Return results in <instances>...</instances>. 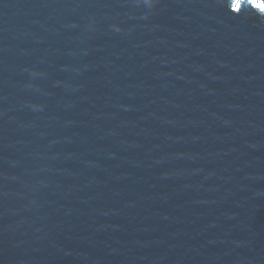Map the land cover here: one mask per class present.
Masks as SVG:
<instances>
[{
  "label": "water",
  "instance_id": "95a60500",
  "mask_svg": "<svg viewBox=\"0 0 264 264\" xmlns=\"http://www.w3.org/2000/svg\"><path fill=\"white\" fill-rule=\"evenodd\" d=\"M0 264H264V10L0 0Z\"/></svg>",
  "mask_w": 264,
  "mask_h": 264
},
{
  "label": "snow or ice",
  "instance_id": "6c2138e0",
  "mask_svg": "<svg viewBox=\"0 0 264 264\" xmlns=\"http://www.w3.org/2000/svg\"><path fill=\"white\" fill-rule=\"evenodd\" d=\"M251 3H252L256 8H259V9L264 10V3L258 2V0H251ZM235 8H236V9H239V8H240V5H239V4L235 5Z\"/></svg>",
  "mask_w": 264,
  "mask_h": 264
}]
</instances>
